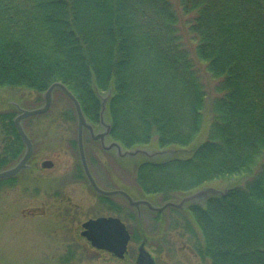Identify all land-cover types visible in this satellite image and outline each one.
<instances>
[{"label": "trees", "instance_id": "trees-1", "mask_svg": "<svg viewBox=\"0 0 264 264\" xmlns=\"http://www.w3.org/2000/svg\"><path fill=\"white\" fill-rule=\"evenodd\" d=\"M177 2L178 9L173 0H0V88L32 91L42 101L59 82L92 126H100V96L108 95V137L123 148L194 145L188 155L138 164L135 183L144 195L166 201L242 176L223 195L167 207L152 220H169L158 231L162 243L182 229L191 252L209 264H264V0ZM178 10L188 16L195 57L214 81L211 98L182 42ZM53 100L38 118L53 117ZM67 100L61 118L76 122ZM5 104L0 170L25 149L13 122L16 108ZM132 220L140 222L134 214ZM129 232L130 242L146 245L151 238Z\"/></svg>", "mask_w": 264, "mask_h": 264}, {"label": "rangeland", "instance_id": "rangeland-1", "mask_svg": "<svg viewBox=\"0 0 264 264\" xmlns=\"http://www.w3.org/2000/svg\"><path fill=\"white\" fill-rule=\"evenodd\" d=\"M173 2L178 9L177 0ZM177 12L180 16L182 42L197 61L202 82L211 98L214 96V81L206 74L204 64L195 57V42L185 24L188 16L182 15L179 10ZM53 92L55 109L52 118H38L37 115L23 120L25 130L36 139L32 142L33 153L27 167L12 181L0 180V264H135L141 242H130L126 257L121 260L93 248L81 235L82 223L99 216H116L123 220L131 232L136 231L137 235H140V230H143L142 234L149 233L147 237L151 238L147 240L145 248L159 264H209L191 252L188 234L182 229L169 231V243H162V234L158 231L167 229L169 220L162 224L153 222V214L157 211L150 210L142 203L131 205L119 192H124L134 202L146 201L154 208L172 203V206L179 209L181 202V208L197 205L208 197L225 192L233 184L242 182V176L216 179L194 191L173 195L166 201L159 195H144L135 183L138 164L146 160H162L168 155H188L194 145L160 149L152 141L147 145L127 149L134 151L137 148L146 152V155H125L123 151L126 149L118 150L115 145H111L115 141L108 136L102 142L93 138L105 131L106 121L103 116L104 125L92 126L93 135L85 128L82 131L85 160L96 186L103 192H117L101 194L90 185L82 169L77 146V119L71 122L61 118V114L68 109L67 97L59 91ZM37 97L36 93L21 88H0V108H8L5 104L7 100L16 108L15 113L18 115L21 110L41 107L43 101H38ZM203 139L202 132L200 140ZM1 147L3 145H0V151ZM18 160L12 161L11 166ZM43 160L52 161L53 166L42 168L40 163ZM102 199H109V203L119 207L124 214L113 212ZM132 214L140 220L139 224L132 220ZM142 234L138 236L142 237Z\"/></svg>", "mask_w": 264, "mask_h": 264}, {"label": "water", "instance_id": "water-1", "mask_svg": "<svg viewBox=\"0 0 264 264\" xmlns=\"http://www.w3.org/2000/svg\"><path fill=\"white\" fill-rule=\"evenodd\" d=\"M54 89L61 90L66 95V97L70 100V102L72 103L74 107V110L76 113V119H77V146L79 150L80 161H81L84 174L86 178L88 179L90 185L97 192L101 194L109 195V194L117 193L116 191L103 192L96 186L93 178L91 177L86 160H85L84 152H83L82 131L85 128L91 135H93L92 134L93 128L91 124L86 121L78 100L63 84L59 82H55L51 84L46 89L44 93V102L41 107L36 108V109H31V110H28V109L21 110V112L15 117L14 126L16 128L17 134L19 135L20 139L25 145V150H24L22 157L15 165L11 166L10 168L0 171V180L5 179V178L14 177L21 170L27 167V162L29 161L33 153V146H32L30 138L28 137V135L25 133L23 129L21 122L22 120L28 117L46 113L49 110L50 105L52 103V93ZM107 96H104V97L100 96L101 97V111H100V124L101 125H104L103 116H104L105 102H106ZM105 127L106 128L103 133L98 134L96 137L93 136V138L99 139L101 140V142L104 141V137L108 135L109 129H110V126L107 123ZM111 145H115L118 150L122 149L121 146L116 142H113ZM133 150L134 151L124 150L123 153L125 155H136L137 153H144L146 155V152L141 151L140 149L136 148ZM156 154L159 155L161 154V152H157ZM40 165L42 168H51L53 166V163L50 160H43L40 163ZM119 193L122 194L124 197H126L131 205H138L139 203H142V204H145L150 210L157 211V212H162L168 206L173 205L172 203H166L162 208H154L146 201L134 202L124 192H119ZM223 194L224 192L219 193V195H223ZM181 204L182 202L180 203V207H181ZM176 206L178 207V205ZM81 226L83 229L81 232V235L90 243V245L93 248L108 252L118 259H122L125 256L127 252L128 243L130 241V233L127 230L125 224L118 217L99 216L96 218L86 220L85 222L82 223ZM144 244H145V239L138 246V249H137L138 254L136 256L135 264H159L153 259L151 254L145 249Z\"/></svg>", "mask_w": 264, "mask_h": 264}, {"label": "bare ground", "instance_id": "bare-ground-1", "mask_svg": "<svg viewBox=\"0 0 264 264\" xmlns=\"http://www.w3.org/2000/svg\"><path fill=\"white\" fill-rule=\"evenodd\" d=\"M46 91V90H45ZM45 91L41 94V97H42V101L44 102V93H45ZM52 105V104H51ZM50 105V106H51ZM132 148H130V150H131ZM134 149H136V148H134Z\"/></svg>", "mask_w": 264, "mask_h": 264}]
</instances>
